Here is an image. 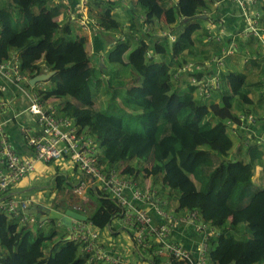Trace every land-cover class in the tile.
Segmentation results:
<instances>
[{
  "label": "trees",
  "instance_id": "obj_1",
  "mask_svg": "<svg viewBox=\"0 0 264 264\" xmlns=\"http://www.w3.org/2000/svg\"><path fill=\"white\" fill-rule=\"evenodd\" d=\"M99 1V22L107 30L118 29L119 23L111 14L114 2ZM47 3L0 0V61L18 50L22 70L29 76L44 69L55 71L43 99L73 97L81 102V106L67 103L61 114L74 118L97 137L104 170L121 161L134 160L140 165L152 157V167L144 168L147 175L160 176L164 187L179 190V208L198 210L218 229L210 253L212 264H264V186L254 180L264 149L249 143L244 146L247 161L229 159L237 141L226 128V120L244 112L243 105L250 102L243 92L248 76L241 71L228 72L224 76L226 86L218 97L221 101L216 103L197 99L195 86L189 82L184 91L173 89L172 70L186 62L183 52L189 54L195 44L193 37L203 20L197 16L209 7L210 0H178L176 4L169 0H135L145 12V22L152 26L162 18L167 26L179 17L188 20L174 42L166 37L154 40L152 50L158 58H146L149 46L143 38L135 45L129 40L118 42L107 52L109 64L131 67L130 76L117 81L125 85L124 102L131 111L119 115L93 110L91 85L98 86L101 77L96 76L95 62L86 52V40L74 37L71 27L57 20L56 7ZM103 74L108 84L116 82L115 76ZM229 95L239 97V102L231 103L226 97ZM129 118L136 123L133 130L126 127ZM122 172L136 173L134 167ZM261 175L264 180V166ZM55 183L59 189L70 184L63 176H57ZM88 194L96 202L90 218L104 229L120 207L103 193L90 190ZM241 225L250 232L243 244L237 243L236 236L246 232ZM54 236L53 232L46 236L42 229L33 231L19 218L0 211V246L4 249L0 264H87L88 255L79 251V245L62 241L53 244Z\"/></svg>",
  "mask_w": 264,
  "mask_h": 264
},
{
  "label": "built area",
  "instance_id": "obj_2",
  "mask_svg": "<svg viewBox=\"0 0 264 264\" xmlns=\"http://www.w3.org/2000/svg\"><path fill=\"white\" fill-rule=\"evenodd\" d=\"M91 1L68 0L67 13L72 15L71 6H77L74 15L81 17L79 21L83 27L93 24L104 31L106 28L98 20L89 17ZM261 1L210 0L209 7L203 9L199 16L204 21L205 39L218 45L216 53L199 60L186 58V62L174 70L173 79L178 82L186 79L195 85L197 99H211L222 89L223 73L232 58L242 56L245 65L264 61ZM187 20L180 17L170 30L154 31L147 24L143 32L174 42L179 22L184 24ZM120 41L124 42L125 38ZM144 41L149 46L146 58L155 56L151 48L153 39L144 38ZM262 76L264 80V73ZM31 77L22 70L18 50L0 61V115L9 109V101L4 100L2 92L10 87L29 100V105L17 116L31 115L30 122L21 125L26 144L24 152L14 144L5 128L6 121L0 122V211L9 217L19 218L23 225L38 229L52 223L50 219L41 222L32 210L39 206L43 212L59 211L61 201L56 199L60 197L59 189L43 198L39 193L20 195L23 193L13 190L21 187L26 178L38 172L40 165L45 163L54 167L57 176L71 175L76 168L79 171L77 179L70 188L64 189L65 195L71 192L86 202L89 191L93 190L103 193L120 207L119 213L104 229L95 226L89 218H72L69 238L62 241L79 245L80 252L88 255L89 262L133 264L111 247L121 238L132 246L136 257L149 264H158L164 259L162 264H210V252L215 246L213 239L219 234L218 229L205 221L198 210L182 212L167 208V201L157 190L143 189L137 180L126 177L116 168L104 170L100 164L98 139L86 133L75 119L60 114L49 99H43L46 92L44 83L31 85ZM226 128L230 136L243 146L257 143L264 149V115L239 112L226 120ZM39 172L42 173L41 170ZM72 207L88 214L79 204H72ZM115 219H120L119 228L112 224Z\"/></svg>",
  "mask_w": 264,
  "mask_h": 264
},
{
  "label": "crops",
  "instance_id": "obj_3",
  "mask_svg": "<svg viewBox=\"0 0 264 264\" xmlns=\"http://www.w3.org/2000/svg\"><path fill=\"white\" fill-rule=\"evenodd\" d=\"M56 1H57L56 3H50V4L52 5V7H56V9L58 10L57 20L62 24L69 25L72 29V33H73L74 37L85 38V40H86V43H85L86 52L88 53L89 57H91L92 60L95 62V66L98 67L97 73L100 74L99 77H101V78L107 77L103 74V73L107 74V72L110 73L111 76H113V77L114 76L119 77L120 76L119 75L120 67H121V69L122 68L126 69L128 74H131V67L130 66H128V65L121 66V65L111 64V63L109 64L106 55H107V52L113 47V45L117 44L118 42H121L120 39L125 38V41L129 40L131 45H135L140 39L149 38V37H146V35L143 32L145 27L147 26V23L145 22V14H144L145 12L140 7H137V5L135 4V0H116V1H114V5L112 8L111 14H112V17L119 23V28L114 29V30L105 29L104 31H101L100 29H98L93 24H91L89 27H83L79 21V19H81V17H79V16L77 17V15H74V12L78 8L77 6H75V7L71 6V10H72L73 14L69 15L67 13V10L69 9L68 0H56ZM99 2H100L99 0H92L90 3L89 17L96 20V21L99 17L100 12L102 11V7L99 5ZM170 2L173 3L172 0H170ZM228 9L231 10L230 8H228ZM261 9L263 11L262 16H263V24H264V0L261 3ZM233 11H236V10L233 8ZM160 21L163 22L164 18L161 19ZM160 21H157L156 24ZM133 24H134V26H133ZM228 24L229 23H227V26H228ZM155 27L157 29L158 28L161 29L158 25H155ZM162 28L163 29H161V30H167V26H164ZM177 29H178V27H177V25H175V30H177ZM179 30H180V27H179ZM193 39H194L195 44L191 48V51L188 55L189 59H198L199 57L204 58V57L210 56L212 53H216V49L218 48V45L215 43L207 41L204 37L202 29L197 31L194 34ZM242 42H244V41H242ZM254 47L256 48V45H254ZM187 54L188 53H185L184 55H187ZM236 61H237L236 59H233L232 61H230V65H236ZM250 66H252L254 68L253 72H255L256 74H261V76L256 77V76L249 75L250 73L255 75V73H253L251 71ZM250 66L246 65L247 68L244 71H241V72H244L248 76L247 85H246V92H247V95L250 99V102L246 103L245 106L246 107L248 106L247 108L253 110L255 114L261 116V115H264V83L262 80V74L264 71V61L262 60L256 64H252ZM239 68H241V67H239ZM237 70L240 71V69H237ZM44 71H48V70L45 69L42 72H44ZM127 77L121 76V78L118 80L122 81V80L126 79ZM254 78H256L257 81L260 83H258ZM48 83L49 82L46 81L45 84H43L45 88H48L47 85L50 84V83L49 84ZM183 88H186V82L185 81H182L181 83L180 82L174 83V85H173V89H177V90L180 89L181 90ZM256 89L260 90L259 96L254 95V90H256ZM2 95L4 97V100L9 101V103H8L9 109L5 110L0 115V122L6 121L5 128L9 132L14 144L16 145V147L19 151L24 152V151H26V144H25V141L22 137L21 125L25 124V123H29L31 120V115L28 113H25L23 116L19 117V116H17V114L19 113V111L21 112L24 108H26L29 105V100L27 99V97L25 95L19 93L18 91H16L12 87L8 88L6 92H2ZM217 96L218 95L216 94L213 97V102H218V100L221 101L219 98H216ZM49 100H50V102H52V104L54 101H56L53 98H50ZM62 115H64V114H62ZM236 145L237 146H235L233 148V150L231 151V154L229 155L230 159H232V160L240 158L243 155L242 150H244V148H245L243 145H241L240 142H237ZM116 166L117 165H115V167ZM263 166H264V159L262 162H260L256 166V167H258V172H259L257 174V177L261 176ZM40 170L42 171V173L39 172ZM39 171L34 173L33 175H31L30 177L26 178V180L22 183V185H20L21 187L17 186V188L18 187L19 188L15 189L13 191L17 192V193L22 192L23 194H20V195H27L25 192L33 191L36 188L33 185V180H34L33 178H35L37 176L38 177H46V176L51 175L55 181V178L57 177V175H55V169L51 164L45 163L43 165H40ZM78 172H79L78 169L74 168L71 175H68V176L58 175V176L65 177L66 181L69 182L72 186V183L74 181H76V179H77L76 174ZM124 175L126 176V174H124ZM126 177L131 178V176H126ZM83 178L86 179L87 177H83ZM254 180H255V178H254ZM263 183H264V180H263ZM139 184L143 189L149 188V189L157 190L159 192V190H158L159 186H157V185L152 184L153 186L149 185V187H148V185H144L143 183H139ZM71 186L64 184L62 188H64V187L70 188ZM35 193H38V191H36ZM161 197H162V195H161ZM87 198H88V200H90L92 202V210H91V212H92L96 207V202L89 196V194L87 195ZM167 204H169L171 206V208L175 209L176 205L178 203L175 204V201H173V202L169 201V202H167ZM164 207H166V205H164ZM39 208L40 207L38 206L36 209H33L32 211L38 210ZM182 212H184V211H182ZM35 213L38 215V217H41V215L39 213H37L36 211H35ZM60 226L64 227L63 225H60ZM31 228L33 229L34 227H31ZM43 228H41V229L43 230ZM126 237H124V240H127ZM62 240L63 239H61L60 241H62ZM52 243L56 244L58 242L56 241V243H54L52 240ZM243 243L244 242H242L240 244H243ZM111 247H113L117 251H119L127 260H129L132 263L136 262V261H133L132 259L138 258V260H139V263L137 261L138 264H149L148 262L141 260L138 256L136 257L134 255V251H133L132 246L130 244H128L126 241L123 242V240L121 238L119 239L118 244L111 245ZM164 261H165V259L162 260L161 263H158V264H162ZM95 263L105 264L102 262H95V261L94 262H89V261L87 262V264H95Z\"/></svg>",
  "mask_w": 264,
  "mask_h": 264
},
{
  "label": "rangeland",
  "instance_id": "obj_4",
  "mask_svg": "<svg viewBox=\"0 0 264 264\" xmlns=\"http://www.w3.org/2000/svg\"><path fill=\"white\" fill-rule=\"evenodd\" d=\"M47 2H48L47 4H50V3H56L57 1L56 0H47ZM1 3H4V0H1ZM164 3H166V2H164ZM38 9H39V7L35 6V10H38ZM201 22H203V21L201 20ZM155 25H158L160 28L166 26L164 24V21L163 22L160 21L157 24L156 23L154 24V30H157ZM190 60H194V59H190ZM236 64H237V66H233L231 69H235V70L240 69L241 71H244L247 68L246 66L245 67L243 66L242 56L238 57V59L236 61ZM239 67H241V68H239ZM250 67H251V71L253 72L254 68L252 66H250ZM97 68L98 67H96V69ZM228 71H229V69H225V72L223 74L227 73ZM253 73H255V72H253ZM99 75L100 74L97 73L96 76L99 77ZM119 75H118L119 77H115L117 80H116V82L114 81L113 84H108L106 82L105 78H101V83L98 86H96L94 84L91 85V92H92L93 101H94V105L92 107L93 110H95V111H109V112H111L113 114H116V115H119L121 112H124V111L125 112L131 111L130 107L128 105H125V102H124V95H125V91H126L125 85L124 84L119 85L117 83L118 79H120L121 76H124V77L128 76L129 77L130 74H128L126 69H124V68L121 69V67H120ZM249 75L256 76V77L261 76V74H256V73H255V75L252 74V73H250ZM254 79L257 81L256 78H254ZM258 83H260V82H258ZM49 85H47L48 88H49ZM243 88H244L243 92L245 93L246 92V85ZM222 89H223V87H222ZM222 89H221V91H222ZM220 92L217 94L218 96L216 98H218L220 96ZM259 94H260V90L259 89L254 90V95H258L259 96ZM226 97L228 99L231 98V103H232V101H235L236 103H238L239 100H240V98L237 97V96H230L229 95V96H226ZM202 101L207 102L209 100H204L203 99ZM67 103H74L75 105H79V106L82 105L80 101H78L77 99H75L73 97H66V98H62V99H57L56 101L53 102V104H55V106H57L58 111L60 113L62 112V109L64 108V106ZM244 106L245 105H243V107ZM247 107L244 109V112H252L253 111V110H251V109H249ZM237 109H239V108L235 107V110H237ZM252 113H254V111ZM132 119L133 118H129V120H127L128 123H127L126 127L128 129H130V130L135 129V127H136V123L134 121H132ZM235 146H237V145L235 144L234 147ZM230 154H231V152H230ZM242 154L243 155L240 158H243L245 161H247V157L245 156L244 150H242ZM229 159H230V157H229ZM153 163H154V161H153V158L151 157L148 161H146L145 163H141L140 165L135 163L134 160H131V161H121L118 164H116L117 165L116 167L119 170H121V171L125 170L127 167H134L135 168V172H136V173H133L134 176L127 175V174H126V176H131V178L137 180L139 183H143L144 185H148V187H149V185H152V184L159 186L158 190H159V192H161V195H162V191H163L162 197L164 198V200L169 202L168 200L171 201L173 199V201H175V204H177L178 203L179 190L171 189V188H169L167 186L164 188V186L162 185L163 184L162 178L160 176L153 177V176L147 175V173L145 172L144 168H151ZM258 173H259L258 172V167H255V175H254L255 182L259 186L263 187L264 186L263 177H262V175L260 177L259 176L257 177ZM135 174H137V176ZM33 179H32L33 180V185L36 188L33 191L25 192L29 196H33L35 194V192L38 191V193L41 196V198H43L45 196H50L51 194H53V192L57 188V185H56V183L54 181V178L51 175L50 176H46V177H38L37 176V177H35ZM165 197H167L168 200ZM56 199L60 200L61 203L64 204L65 206H70L69 204H79L80 206L83 207V209L87 210L88 212H91V210H92V202L90 200H87L86 202H84L82 199H80L78 196L72 194L71 192L68 195H65L64 193H61V196L59 198H56ZM173 201H171V202H173ZM167 208H171V206L169 204H167ZM176 209H177V211H182L179 208V204L176 205ZM119 221H120V219H115L113 221V223H112L113 226L116 225V227L119 228L118 227V222ZM241 226H243V229L246 232L244 234H241V235L240 234L236 235L237 236V243H239V244L244 241L246 236H247V239L250 238V232L247 230L246 226H244V225H241ZM30 227H33V226H30ZM33 229H32L33 231L37 230V228H35V227ZM243 229H240V230H243ZM43 232L46 234V236H49L52 232L55 233V236L53 237V242L54 243H56V241L59 242L62 239L63 236H67L69 234L67 228L60 226L58 224V222H56V221L47 224L43 228ZM46 244H49V242H47ZM2 253H4V250L0 246V255ZM47 253H48V251L46 249L45 250V255H47ZM210 253H212V250H211ZM132 260L136 261L133 264H138L139 263L138 258H134ZM137 261H138V263H137ZM95 264H101V263H95ZM210 264H212L211 257H210ZM256 264H262V262H257Z\"/></svg>",
  "mask_w": 264,
  "mask_h": 264
},
{
  "label": "clouds",
  "instance_id": "obj_5",
  "mask_svg": "<svg viewBox=\"0 0 264 264\" xmlns=\"http://www.w3.org/2000/svg\"><path fill=\"white\" fill-rule=\"evenodd\" d=\"M170 1V0H169ZM177 2H178V0H177ZM177 2H175V1H173V3L174 4H176ZM197 17H200L199 15L197 16ZM180 18V17H179ZM201 18V17H200ZM163 19V18H162ZM187 19V18H186ZM98 21H99V19H97ZM178 21H179V19H178ZM178 21H176V22H174L173 24H177L178 23ZM203 21V20H202ZM187 22V21H186ZM185 22V23H186ZM201 22V21H200ZM185 23L184 24H182V22L180 23L179 22V26H180V30L178 31V33L182 30V28H183V26L185 25ZM164 24H165V19H164ZM172 24V25H173ZM172 25H169V26H167V30L172 26ZM152 26V25H151ZM154 26H152V29L154 30V28H153ZM161 29H163V28H161ZM161 29H157V30H161ZM201 29H202V32H203V34H204V37H205V32H204V21L203 22H201ZM200 29V30H201ZM157 30H154V31H157ZM199 31V30H198ZM178 33H177V35H178ZM146 37H150V38H152L153 39V42H154V40H157V41H159L161 38H159V37H154V36H152V35H150V34H146ZM144 39V38H143ZM125 42V41H124ZM170 43H172V42H170ZM151 48L153 49V47L151 46ZM185 53H187V50L185 51V52H183V54H185ZM154 54V53H153ZM155 56H153V57H155V58H158V56H157V54H154ZM188 55L189 54H187V55H184V57L185 58H188L189 59V57H188ZM146 56V55H145ZM238 57L239 56H237V57H234V58H232L230 61H232L233 59H238ZM204 58H206V57H204ZM148 59V58H147ZM199 59H203V58H201V57H199L198 59H196V60H199ZM230 61H228L227 62V67H226V69H229V71L228 72H230V71H233V70H235V69H231L233 66H237V64L236 65H230ZM246 65H252V64H246ZM245 64H243V66H246ZM178 67V66H177ZM177 67H175L172 71H174ZM45 70V69H44ZM46 70H48V69H46ZM235 71H238V70H235ZM241 71V70H240ZM44 72H51V71H44ZM228 72L227 73H225V74H223V88L226 86V82H225V79H224V76L225 75H227L228 74ZM41 73H43V72H41ZM40 74V73H39ZM263 75V74H262ZM33 77H35V76H32L31 78H33ZM49 80V79H48ZM48 80H46V81H48ZM263 80V79H262ZM46 81H44V82H39V83H44L45 84V82ZM172 81L174 82V83H179L178 81H175L174 79H173V76H172ZM182 81H185L186 83L188 82V80H186V79H183ZM181 81V82H182ZM180 82V83H181ZM190 83V82H189ZM263 83H264V80H263ZM38 84V83H37ZM36 85V84H35ZM195 86V85H194ZM47 89V88H46ZM186 88H183V89H181L182 91H184ZM180 89H179V91H181ZM221 91V90H220ZM220 91H218V92H216L214 95H213V97L216 95V94H218ZM195 95V94H194ZM213 97L211 98V99H204V100H209V101H207V102H213ZM225 97V96H224ZM200 100V99H199ZM205 102V101H204ZM218 102H219V100H218ZM216 103V102H215ZM55 105V104H54ZM57 107V106H56ZM59 112V111H58ZM60 113V112H59ZM61 114V113H60ZM66 116H68V115H66ZM70 117V116H69ZM72 118V117H71ZM74 119V118H73ZM76 121V120H75ZM77 122V121H76ZM78 123V122H77ZM79 124V123H78ZM80 125V124H79ZM81 126V125H80ZM84 131L86 132V133H88L85 129H84ZM89 134V133H88ZM96 137V136H95ZM97 138V137H96ZM101 153H102V149H101ZM112 168H116L115 166L114 167H112ZM111 168V169H112ZM117 169V168H116ZM120 173H122V174H127V173H123L121 170H119V169H117ZM128 175H130V174H128ZM68 186H71V184L70 185H68ZM65 188H67V187H64V188H61V189H59L58 187L56 188V189H59V192H60V196H61V193H63L64 192V189ZM160 194H161V192H159ZM162 195H163V191H162ZM165 198H167V197H165ZM167 200H168V198H167ZM168 201H170V200H168ZM171 201H173V199L171 200ZM170 201V202H171ZM58 207H60V210H59V212H62V213H64L65 212V210L66 209H73V207H72V205H70V206H65L64 204H62L61 203V205H59ZM176 209V208H175ZM74 210V209H73ZM181 210H183V209H181ZM58 211V210H57ZM76 211V210H75ZM87 211V210H86ZM183 211H187V210H183ZM78 212V211H77ZM88 212V211H87ZM80 213V212H79ZM91 213L92 212H89L86 216H87V218H89L90 220H91ZM82 214V213H81ZM83 215H85V214H83ZM86 218V219H87ZM54 221H56V222H58L59 223V225H62L61 224V222L58 220V219H52V222H54ZM111 222V221H110ZM73 223V222H72ZM110 224V223H109ZM64 227H66V226H64ZM67 229H68V232H69V230H71V229H69L68 227H66ZM38 229V228H37ZM70 234V233H69ZM69 234L65 237V238H62L63 240H66V238H69ZM60 242V241H59ZM63 242V241H62ZM80 251V250H79Z\"/></svg>",
  "mask_w": 264,
  "mask_h": 264
},
{
  "label": "water",
  "instance_id": "obj_6",
  "mask_svg": "<svg viewBox=\"0 0 264 264\" xmlns=\"http://www.w3.org/2000/svg\"><path fill=\"white\" fill-rule=\"evenodd\" d=\"M55 73V71H51V72H43L40 73L38 75H36L35 77L30 79V84L35 85L39 82H44L48 79H50V77ZM37 213H39L41 215L40 217V221H45L47 219H58L61 224L63 226L68 227L69 229L72 228V218H76V219H86L87 216L83 215L73 209H66L64 213L59 212L57 210H49L47 212H43L41 208H39L38 210H34Z\"/></svg>",
  "mask_w": 264,
  "mask_h": 264
}]
</instances>
